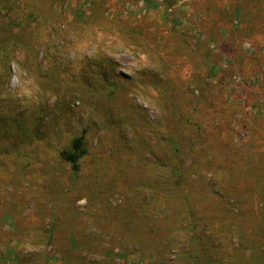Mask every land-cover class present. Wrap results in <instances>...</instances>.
Wrapping results in <instances>:
<instances>
[{"label":"rangeland","instance_id":"obj_1","mask_svg":"<svg viewBox=\"0 0 264 264\" xmlns=\"http://www.w3.org/2000/svg\"><path fill=\"white\" fill-rule=\"evenodd\" d=\"M89 1L80 0L81 11ZM206 2H106L109 18L126 17L148 34L169 66V81L158 61L100 32H73L55 42L60 74L45 60L44 47L37 48V67L23 68L26 52L18 49L4 76L0 60V264H264L261 190H246L249 180L238 179L240 190L228 193L243 196L242 209L215 192L248 154L264 171V25L251 37L221 29L209 39L202 31ZM55 8L71 12L69 19L78 12L71 0ZM13 11L15 24L24 20L23 11ZM164 11L175 23L163 20ZM183 37L210 49L206 64L215 71L178 49ZM103 70L120 80L117 95L107 99ZM174 120L183 164L198 171L189 185L197 218L185 226L178 219L182 208L161 205L159 192L147 199L140 185L152 184L153 154L162 155L163 134ZM84 128L89 153L74 177L59 151Z\"/></svg>","mask_w":264,"mask_h":264},{"label":"trees","instance_id":"obj_2","mask_svg":"<svg viewBox=\"0 0 264 264\" xmlns=\"http://www.w3.org/2000/svg\"><path fill=\"white\" fill-rule=\"evenodd\" d=\"M67 1L69 0H0V60L2 67L5 69L4 76H6L11 57L18 49L26 52L24 60L20 62L23 68L37 67L36 51L38 47L45 48V60L49 63L52 71L60 74L62 67L58 57H56L57 46L55 42L70 37L73 32L80 36L88 32H100L106 36L118 37L129 49L140 51L153 61H158L157 65H159V69L162 68V75L166 76L167 81H169L167 71L169 66L159 59L158 49L154 46V42L148 37V34L138 33V30H135L126 17L120 15L116 19L109 18L106 15L107 0H90L88 11H81L80 0H71L72 9L78 11L75 14V19L73 17L69 19V13L71 12H67L64 16L62 11H57L55 8L56 4H64ZM206 1V4L204 3L206 17L202 19L204 26L202 31L209 39L216 40L219 38L221 29L230 33L231 36L239 34L251 37L255 33L258 23L264 25V0H222V3L219 2L220 0ZM172 2L169 1L168 4H172ZM221 5L223 8H221ZM165 8L167 11V3ZM14 9L23 11L26 14L24 20L16 24L11 15ZM166 11L161 15L163 20H173L166 14ZM173 21L175 23V20ZM146 25L150 26L148 22H146ZM171 28L169 31L175 30L174 26ZM178 49L189 50L199 57L204 66H207L209 72L215 71L214 65L206 64L212 56L209 48L201 51L189 39L183 37L180 39ZM186 54L189 55V52ZM99 57L107 63L108 68L114 65L104 52L100 51ZM101 75L104 99L116 96L120 83L119 78L111 77L104 70L101 71ZM58 84L56 83L54 86L56 87ZM41 87L43 90L46 89L45 83H41ZM168 90L169 87H165L162 91L168 94ZM198 98V100H202L203 96L200 95ZM215 105L217 109L222 108L220 103H215ZM178 113V108L173 106L171 114L174 116ZM174 121L176 123L174 129L163 134L162 155L153 154L154 170L153 177L150 178V180L153 179L152 184L149 182L147 185H140L145 187L147 199L152 200L155 193L159 192L161 205L166 206L175 203L182 208L177 211L181 215L178 219L185 226V224H193L197 218L195 215L196 209L192 202L193 197L191 198L189 193V185H191V175L198 174V171L193 170L192 165L189 166L190 168H186L183 164L180 155L182 149L178 138L180 122L178 120ZM185 121L193 123L191 115L187 114ZM201 128V124L198 123L197 137L200 141L203 140ZM87 132V129L84 128L81 133L73 135L70 144L59 151L60 157L70 164L71 173L74 177H77L81 170L83 157L89 153ZM155 150V148L150 149L149 153H155ZM260 160L259 158V163L262 164ZM28 164V160H26L25 166H28ZM232 169L234 170L230 172V175L224 176V183L226 184L221 185L220 189H215V192L225 197L226 201L237 209H242L243 196L240 193L228 192L238 190L239 187H236V182L244 177L250 182L246 190L258 188L264 195V171L260 172L255 157L250 154L244 157L237 167ZM226 195L232 197V201L226 198ZM53 228V223H49L47 227L48 240L52 239Z\"/></svg>","mask_w":264,"mask_h":264}]
</instances>
